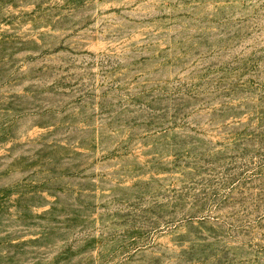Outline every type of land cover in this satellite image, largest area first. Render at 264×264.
<instances>
[{
    "label": "rangeland",
    "instance_id": "obj_1",
    "mask_svg": "<svg viewBox=\"0 0 264 264\" xmlns=\"http://www.w3.org/2000/svg\"><path fill=\"white\" fill-rule=\"evenodd\" d=\"M0 264H264V0H0Z\"/></svg>",
    "mask_w": 264,
    "mask_h": 264
}]
</instances>
